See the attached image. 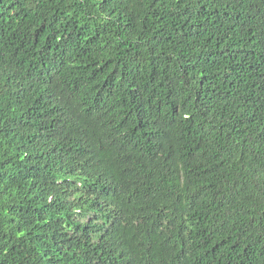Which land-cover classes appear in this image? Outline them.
I'll list each match as a JSON object with an SVG mask.
<instances>
[{"label":"trees","instance_id":"16d2710c","mask_svg":"<svg viewBox=\"0 0 264 264\" xmlns=\"http://www.w3.org/2000/svg\"><path fill=\"white\" fill-rule=\"evenodd\" d=\"M0 264H264V0H0Z\"/></svg>","mask_w":264,"mask_h":264}]
</instances>
